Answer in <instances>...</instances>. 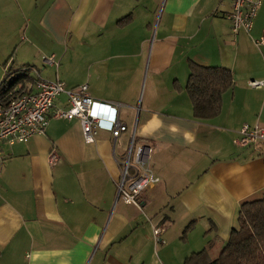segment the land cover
Wrapping results in <instances>:
<instances>
[{"label":"crops","instance_id":"obj_1","mask_svg":"<svg viewBox=\"0 0 264 264\" xmlns=\"http://www.w3.org/2000/svg\"><path fill=\"white\" fill-rule=\"evenodd\" d=\"M230 10L231 0H0L5 30L16 14L26 19L24 41L0 48V82L10 66L12 76L32 66L68 89L87 84L127 125L88 143L77 118L53 114L68 107L62 93L43 134L0 141V264H185L206 246L218 256L241 203L264 199V141L234 142L243 123L264 127V88L246 84L264 78L254 42L264 23L258 14L234 32ZM191 61L233 73L213 118L194 116ZM132 139L152 146L160 177L140 206L118 199Z\"/></svg>","mask_w":264,"mask_h":264},{"label":"built area","instance_id":"obj_2","mask_svg":"<svg viewBox=\"0 0 264 264\" xmlns=\"http://www.w3.org/2000/svg\"><path fill=\"white\" fill-rule=\"evenodd\" d=\"M262 1L231 0L228 17L234 32L241 29L249 32L253 28ZM254 42L256 45H264V32ZM52 59L47 58L48 61ZM26 68L27 76L0 93V141L14 144L43 134L55 99L62 93L68 96V107L58 108L53 114L68 119L77 118L86 142H94L100 128L111 131L114 138L127 129V125L118 117V107L92 98L87 92V84L68 89L64 81L44 78L32 66ZM246 84L252 88H264V78L249 79ZM262 141L264 127L259 123L247 122L241 125L239 136L234 140L240 146H256ZM152 151V146L136 144L134 139L131 140L118 180V199L140 206V194L153 189L160 181L150 166ZM51 159L53 162L56 160L55 154H52ZM161 231V227H154L156 242L161 241Z\"/></svg>","mask_w":264,"mask_h":264},{"label":"trees","instance_id":"obj_3","mask_svg":"<svg viewBox=\"0 0 264 264\" xmlns=\"http://www.w3.org/2000/svg\"><path fill=\"white\" fill-rule=\"evenodd\" d=\"M128 17V16H127ZM28 66L8 70V76L0 82V93L12 88L22 77L27 76ZM15 76V77H14ZM11 77L12 81L7 82ZM231 69L223 66H207L190 62V73L186 90L192 101L194 116L210 119L222 110V97L233 85ZM194 221L183 229V238L193 228ZM185 264H264V199H251L241 203L238 225L233 227L228 240L213 257L206 246L193 252L185 260Z\"/></svg>","mask_w":264,"mask_h":264},{"label":"rangeland","instance_id":"obj_4","mask_svg":"<svg viewBox=\"0 0 264 264\" xmlns=\"http://www.w3.org/2000/svg\"><path fill=\"white\" fill-rule=\"evenodd\" d=\"M259 11L260 12L258 13L259 14L258 19L260 20L261 23H264V5H263V9L260 6ZM11 22H12V26H9L7 30H5L0 25V48L3 46V44H5L4 48H11V47L17 46V43L24 41L23 37H24L25 28H26L25 17L23 15L16 14V16L13 18ZM0 54H1V50H0ZM8 61L10 64L12 63L11 58ZM251 79H254V78H251ZM11 81H12V78L9 77L7 82L10 83Z\"/></svg>","mask_w":264,"mask_h":264}]
</instances>
